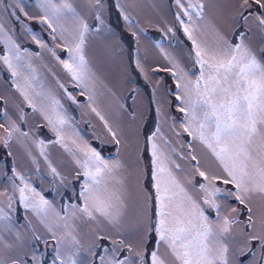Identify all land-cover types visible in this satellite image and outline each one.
<instances>
[{"label":"rangeland","instance_id":"obj_1","mask_svg":"<svg viewBox=\"0 0 264 264\" xmlns=\"http://www.w3.org/2000/svg\"><path fill=\"white\" fill-rule=\"evenodd\" d=\"M70 2L89 24L84 49L91 77L86 81L87 87L78 86L63 68L60 60L47 48H42L33 41L32 36L35 34L53 48L60 59H67V51L61 46L60 40L52 39L51 29L39 24L35 19L24 18L21 14V18L32 30L25 33L20 23L9 16L13 9L5 10L4 5L12 3V0H0V22H3L5 31L21 50H28L24 55L34 70H22L21 77L17 80L11 77L7 66L0 61V124L6 123L4 113L7 112V116L19 124L22 132L29 133V137L23 139L18 138V134L14 135L5 146L4 131L0 129V207L11 217L8 222L10 228L3 227V222H0V264H11L12 260H17L20 264H60L57 259V241L61 238V257L66 258L68 254L75 252V259L80 264H89V261L93 264L95 259L97 264H101L100 257L110 252L113 239H125L126 244L131 243L135 248L138 243L136 233L142 230L140 221L143 202L138 198L140 185L143 184L146 190L151 191V180L148 181L146 169L150 163V152L145 141L151 134L147 131H155L158 125L160 135L157 137V143L170 160L174 161V164L169 166L181 183L194 178L195 187H188L194 198L202 196L198 186L204 182L195 175L197 161L200 170L209 175L223 176L210 150L184 133L181 127L183 115L180 118L177 109L182 105L175 100L176 89L173 88L172 82L176 81L168 71L172 64L165 58V53L185 71L191 69L189 76L192 79L199 75V65L194 66L192 41L176 19L178 7L175 0H101L103 8L100 14L103 25L95 19L97 10L91 7V0ZM200 2L204 5L203 19L193 15L190 23L188 17L181 14L185 24L197 29L193 35L199 43L213 46L216 33L233 42H239L240 33L244 32L245 43L254 51L259 52L264 48L261 40L264 32L256 20L250 18L245 23L243 19H237L242 0ZM184 3L186 6L187 0H184ZM25 4L28 5L26 11L29 17L40 15L35 0H25ZM256 11L253 6L244 11L242 16ZM125 15L127 20L124 19ZM169 28L173 31L168 32ZM157 42L164 52L156 46ZM4 49V43L0 42V55L4 54ZM137 61L143 71L136 67ZM24 77H29L35 92L42 91L46 94V97L34 99L37 108L48 105L55 99L62 105V114L70 117L69 126L63 131L65 143L69 148L76 149L73 140L80 145L86 142L100 151L105 160H118L121 163L118 175L127 189V208L117 224L109 223L99 214H96V219H90L81 212L73 215V205L77 208L84 206L80 196L81 186L85 183L83 169L75 163L71 153L54 142L56 134L39 111H33L20 92L13 87L14 83L23 84ZM32 77H35L34 81L31 80ZM60 84H63L64 88H61ZM65 89L75 97V102L67 98ZM89 95L93 97L91 101L88 99ZM92 107L101 113L116 133L115 139L105 128L104 120L92 112ZM152 108L155 122L153 120V127H149L153 117ZM20 109L24 111L23 121L18 119ZM173 125L175 130L181 133L179 136L173 131ZM37 140L44 141L47 160L40 154V149L35 143ZM116 140H119L118 144ZM112 148L116 150L115 153L109 152ZM173 148L175 152L172 151ZM192 156H196L197 161H192ZM77 158L83 159L78 152ZM49 163L56 168L59 175L51 173ZM176 164L180 166L179 170L175 168ZM13 167L51 204L46 221L42 222L41 217L19 203V193L12 188V184L15 182L19 185L20 180L13 177ZM140 171H143V176L139 174ZM216 186L234 190L232 185H224L222 181L217 182ZM8 196L13 197L11 209L7 206ZM216 200L221 205L219 220L214 209H207V205H203L212 221L222 223L226 216L235 217L238 221L231 226L230 234L224 238V243L229 245L231 259V249L237 243L234 238H238L240 230L245 228L249 215L255 226L245 230L255 232L261 229V221H264V197L253 195L247 205L239 204L234 197L224 199L218 195ZM232 209L237 211L233 213ZM56 213L59 216L55 215ZM152 219L155 220V215H152ZM68 233L71 236L67 235ZM71 237H75L78 245H72ZM94 244L96 247H92ZM154 246L155 238L149 253ZM252 251H258L256 245H253ZM123 254L128 255L126 251ZM160 254L167 256L163 246H160ZM248 259L251 257H245V260Z\"/></svg>","mask_w":264,"mask_h":264},{"label":"snow or ice","instance_id":"obj_2","mask_svg":"<svg viewBox=\"0 0 264 264\" xmlns=\"http://www.w3.org/2000/svg\"><path fill=\"white\" fill-rule=\"evenodd\" d=\"M175 2L178 7L176 19L192 41L194 66L199 65V75L192 79L189 76L191 69L185 71L178 62L165 53V58L172 64V68L168 71L176 81L175 100L182 105L177 109L183 114L181 127L184 133L210 150L223 176L209 175L200 170L197 157L192 156L191 160L197 161L195 175L204 181L198 186L202 196L198 199L194 198L188 191L189 186L195 187L194 178L181 183L169 166L174 164V161L170 160L157 143V137L160 135L158 125L145 141L150 152L151 191L146 190L143 184L140 185L138 198L143 202L140 221L142 230L136 233L137 246L134 248L133 244H126L125 239L122 238L113 239L110 252L100 257L101 264H264V221H261L260 230L248 232L245 229H252L255 226L249 215L245 228L240 230L238 238H234L237 239V243L231 249L233 255L230 259V248L224 243V238L230 234L231 226L238 221L235 217L226 216L222 223H216L206 214L207 209H214L219 220L221 205L216 200L218 195L223 196L224 199L234 197L241 205H247L253 195L264 197V48L259 52L254 51L245 43L244 32L240 33L239 42H233L224 35L216 33L213 46L199 43L193 35L197 29L185 24L182 15L188 17L190 23L193 15L203 19V3L200 0L195 2L187 0L185 6L184 0H175ZM35 5L40 12L35 18L29 17L25 0H12V3L5 4L4 7L5 10L13 9L9 16L20 23L25 33L32 30L21 18V14L24 18L35 19L39 24L51 29L52 39L55 41L58 38L61 46L66 49L67 59H60L56 51L35 34L32 36L33 41L42 48H47L54 57H57L78 86L87 87L86 81L91 77L84 49L89 24L76 12L70 0H35ZM253 6L257 9L256 12L242 16L244 11ZM91 7L97 10L96 21L103 25L104 21L100 14L103 8L101 0H91ZM250 18L255 19L264 32V0H242L237 19H243L246 23ZM124 19L127 20L128 17L125 15ZM172 31V28L168 29V32ZM261 40L264 43V37ZM0 42L5 45L0 61L7 66L12 78L20 79L22 70L34 71L24 55L28 50H21L5 31L3 22H0ZM156 46L164 52L159 42ZM136 67L143 71L139 61L136 62ZM31 80L34 81L35 77ZM13 87L20 92L23 100L32 107L33 111H39L56 134L54 142L71 153L75 163L83 169L85 183L81 186L80 196L84 206L77 208L73 205V215L81 212L90 219H96V214H99L109 223L117 224L127 208V189L123 179L118 175V170L122 167L121 163L118 160L111 162L105 160L100 151L86 142L80 145L73 140L76 149L69 148L65 143L63 131L69 126L70 117L62 114L60 102L52 99L50 104L37 108L34 99L46 97V94L42 91L35 92L29 77H24L23 84L14 83ZM60 87L64 88V85L60 84ZM65 92L67 93V89ZM67 98L75 102V97L71 93H67ZM88 99L91 101L93 97L89 95ZM91 110L104 120L95 107ZM157 111L159 112L160 109ZM4 117L6 123L0 124V129L4 131L5 146L14 135L18 134V138L21 139L29 137V133L22 132L19 124L8 117L7 112L4 113ZM18 119L20 121L25 119L23 109H20ZM104 123L105 128L115 139L116 133L112 131L106 120ZM173 131L177 136L181 134L175 130L174 125ZM35 143L40 149V154L47 160L44 141L37 140ZM116 143L118 144L119 140H116ZM172 151L175 152V149L173 148ZM77 152L83 159L77 158ZM33 161H35L34 157ZM48 167L52 174L59 175L51 163ZM179 167L178 164L175 165L177 170ZM12 173L13 177L20 180L19 185L15 182L12 184V188L19 193V203L41 217L42 222L46 221L51 204L36 191L24 175L16 171L15 167ZM139 174L143 176L144 173L140 171ZM220 181L224 185H232L234 190L217 187L216 184ZM12 200L13 197L8 196L7 206L10 209ZM203 205H207V209ZM153 206L155 220L151 215ZM236 211L232 209L233 213ZM248 211L251 214L250 207ZM55 215L59 216L58 213ZM10 219L9 214L0 207V222H3V227H11L8 223ZM53 235L55 238V234ZM67 235L71 236L70 233ZM153 236L155 246L149 253L148 244ZM35 239L39 240L40 237ZM62 239L57 241V259L60 260V264H80L75 259V252L68 254L66 258L61 257ZM71 243L78 245L75 237H71ZM253 245L257 246L258 251H252ZM160 246L166 250V257L160 254ZM125 251L128 255L123 254ZM249 256L251 259L245 260V257ZM11 264H20V262L12 260Z\"/></svg>","mask_w":264,"mask_h":264},{"label":"trees","instance_id":"obj_3","mask_svg":"<svg viewBox=\"0 0 264 264\" xmlns=\"http://www.w3.org/2000/svg\"><path fill=\"white\" fill-rule=\"evenodd\" d=\"M157 35V33L155 34V36ZM132 49V48H131ZM174 85V82H172V86ZM152 111H153V113H152V121H151V126L149 125V127H153L152 126V122H153V120L155 119V116H154V109L152 108ZM145 132H146V130H145ZM147 132H150L149 130L147 131ZM147 157H148V154L146 155ZM146 169H147V178H148V181L149 180H151V163H149L148 164V166L146 167ZM152 210H153V214L152 215H154V206L152 207ZM153 240H154V237H153V239H152V241L149 243L150 245L148 246V252L151 250V246L153 245ZM97 263V261H96V259L93 261V264H96Z\"/></svg>","mask_w":264,"mask_h":264}]
</instances>
